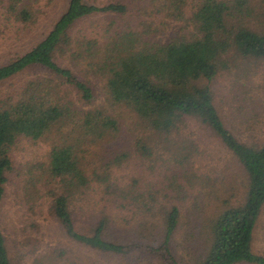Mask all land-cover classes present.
<instances>
[{
	"label": "trees",
	"instance_id": "1",
	"mask_svg": "<svg viewBox=\"0 0 264 264\" xmlns=\"http://www.w3.org/2000/svg\"><path fill=\"white\" fill-rule=\"evenodd\" d=\"M154 1L157 16L166 22H182L190 32L180 28L160 39L132 27V22L123 29L109 20L96 26L94 39L74 41L70 32L78 22L120 16L127 7L115 1L95 6L85 0H65L62 14L51 28L0 65V86L30 69L46 74L0 99V202L12 168L13 147L20 140L36 142L55 131L58 141L41 164V176L49 180V213L65 237L100 255L127 256L139 250L158 257L162 264H178L170 249L180 214L174 205L157 209L163 235L160 242L144 237L146 243L140 244L109 236V208L144 220L146 216L141 214L154 210L156 195L140 191L135 180L124 186L113 173L112 168L127 159L124 153H115L91 173L85 170L87 147L110 143L119 131L117 122L102 108L87 107L95 99L89 81L63 65L66 60L75 66L84 63L103 80L107 101L124 106L143 128L136 141L141 156L160 160V150H166V145L176 144L177 139L185 144L179 133L187 120H194L220 140L246 174L243 203L225 209L210 222L208 246L193 264H264V258L252 251L253 230L264 206V142H239L216 110L211 89L219 70L236 67L237 61L247 66L264 61V0H194L189 6L186 0ZM7 2L3 27L8 28L11 21L18 23L15 34L21 36L24 31L19 25L32 24L40 7L31 0ZM161 27L162 33L165 28ZM186 152L171 156L183 166L191 158V151ZM177 179L176 173L173 185ZM85 204H91L97 213L94 224L80 231L75 215ZM148 215L147 219L155 220L153 213ZM0 264H11L1 230Z\"/></svg>",
	"mask_w": 264,
	"mask_h": 264
},
{
	"label": "rangeland",
	"instance_id": "2",
	"mask_svg": "<svg viewBox=\"0 0 264 264\" xmlns=\"http://www.w3.org/2000/svg\"><path fill=\"white\" fill-rule=\"evenodd\" d=\"M0 1V65L15 52L27 49L38 41L62 14L65 4V0H31L33 6L40 8L33 16L32 24L19 25L24 32L18 36L15 34V25L18 23L11 21L12 26L9 24L8 28L3 27L4 9L8 2ZM113 1L125 5L126 13L105 18L96 16L78 22L70 32L74 41L82 37L94 39L96 26L105 25L109 20H115L118 22L116 25L123 29L132 22V27L139 31H149L160 39L178 32L180 28L186 31L182 22H166L162 16H157V2L154 0H85L95 6ZM193 1L186 0L188 6ZM161 26L165 28L162 33ZM187 31L190 32V29ZM63 65H69L81 79L89 81L95 99L87 107L102 108L118 126L119 133L115 140L105 145L87 147L83 161L87 173H91L94 167L98 169L102 163L112 159L115 153H124L127 159L112 168L113 173L124 186L128 187L135 180L138 181L140 191L156 195L154 210L141 214L149 217L151 215L148 214L153 213L155 220L135 218L128 211L119 212L109 208V236L113 240L126 242L131 239L140 244L146 243L144 237L160 242L163 235L158 228L160 217L157 209L159 206L165 208L174 205L180 214L170 249L178 264H193L208 246L207 227L210 222L225 209L243 203L247 188L243 169L220 140L194 120H187L185 128L179 133L180 140H186L185 144L178 143L175 137L176 144L166 145V150H160V155H163L160 160L155 156H141L136 149V141L144 132L134 114L122 105L107 101L102 89L103 80L100 76H94L84 63L75 66V62L66 60ZM45 76L43 71L36 69L21 73L0 86V99L18 87L20 89L25 82ZM211 89L213 104L235 138L243 144H262L264 61L252 62L248 66L243 61H237L236 67L229 65L227 69L219 70L211 83ZM57 141L54 131L36 142L20 140L10 153L12 168L7 175L8 181L0 202V230L6 241L11 264H162L158 257L152 258L139 250L127 256L100 255L65 237L58 221L49 213V180L45 175L41 176V164L46 162L49 150ZM187 150L191 151L190 160L183 166L178 165V159H173L171 155L186 154ZM176 173L177 184L173 185L171 179ZM96 213L91 204L78 209L75 215L77 229H89L94 224ZM144 221L148 224H144ZM252 251L264 258V206L253 230Z\"/></svg>",
	"mask_w": 264,
	"mask_h": 264
}]
</instances>
